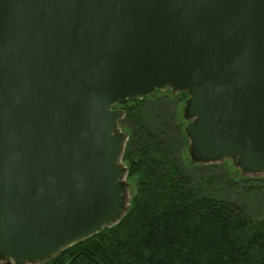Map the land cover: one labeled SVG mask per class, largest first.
Listing matches in <instances>:
<instances>
[{
	"label": "water",
	"instance_id": "95a60500",
	"mask_svg": "<svg viewBox=\"0 0 264 264\" xmlns=\"http://www.w3.org/2000/svg\"><path fill=\"white\" fill-rule=\"evenodd\" d=\"M167 88L189 95L194 162L264 172V0H0V260L121 219L114 105Z\"/></svg>",
	"mask_w": 264,
	"mask_h": 264
},
{
	"label": "trees",
	"instance_id": "16d2710c",
	"mask_svg": "<svg viewBox=\"0 0 264 264\" xmlns=\"http://www.w3.org/2000/svg\"><path fill=\"white\" fill-rule=\"evenodd\" d=\"M163 91L118 105L128 133L122 161L135 188L125 214L29 264H264V178L232 179L237 197L201 192L197 169L206 165L187 156L184 120Z\"/></svg>",
	"mask_w": 264,
	"mask_h": 264
},
{
	"label": "rangeland",
	"instance_id": "374dc122",
	"mask_svg": "<svg viewBox=\"0 0 264 264\" xmlns=\"http://www.w3.org/2000/svg\"><path fill=\"white\" fill-rule=\"evenodd\" d=\"M169 89V88H168ZM172 90V89H171ZM171 90H165L164 93H167L169 96V102L168 104L175 105V108L178 112V115L182 117L184 120V126L186 127L187 124H185L186 121V113H185V107L187 104V100L181 99L180 93L176 91ZM117 105V104H116ZM170 106V105H169ZM122 122L120 121L118 123V130L125 133L128 138V133L125 130V128L122 126ZM189 148H188V155L190 158L191 152L189 151L191 147V139L189 138ZM192 160V158H191ZM189 161L186 160V163ZM123 164V163H122ZM202 164H205V167H201L197 169V184L196 187L202 192L205 193H211L218 196H231V197H237V189H233L230 185V181L234 182L232 179H239V176L242 175L244 177H250V178H264V172L261 173H245L242 171L240 165L238 164V161L236 159L232 158H223L219 161H211V162H202ZM207 165L212 166L211 168ZM209 175H212V177H209ZM124 181L127 183L128 186V198L127 203L128 207L130 204V199L132 195L135 192L134 185L131 184L127 179V172L123 177ZM249 198V197H248ZM247 197H243V200L245 203H248V205H252V201L255 202L253 199H248ZM3 264H8L7 262L0 260Z\"/></svg>",
	"mask_w": 264,
	"mask_h": 264
},
{
	"label": "flooded vegetation",
	"instance_id": "af4514ba",
	"mask_svg": "<svg viewBox=\"0 0 264 264\" xmlns=\"http://www.w3.org/2000/svg\"><path fill=\"white\" fill-rule=\"evenodd\" d=\"M158 91H156L155 93H153V94H151V95H155L156 93H157ZM178 93H181V92H178ZM151 95H148V96H145V97H142V98H139L138 97V99H139V101H141V100H143V99H145V98H148L149 96H151ZM189 97V95L187 96V98ZM149 98H154L153 96L152 97H149ZM187 98H186V100H187ZM134 99V98H133ZM133 99H130V100H133ZM155 99H159V96H157V97H155ZM126 102V101H125ZM120 103V102H119ZM119 103H117V105L115 104L114 105V108L115 109H120V110H122V112H123V116H124V113H125V110L123 109V108H121V106H118L119 105ZM123 104V103H122ZM186 115V114H185ZM120 120L121 119H119L118 120V123L120 122ZM193 119H186V123L185 124H189L191 121H192ZM121 132V131H120ZM189 151L191 152V149H189ZM190 156H191V154H190Z\"/></svg>",
	"mask_w": 264,
	"mask_h": 264
}]
</instances>
